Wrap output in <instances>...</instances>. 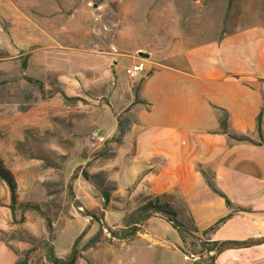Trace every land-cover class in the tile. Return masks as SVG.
Segmentation results:
<instances>
[{
    "label": "rangeland",
    "instance_id": "1",
    "mask_svg": "<svg viewBox=\"0 0 264 264\" xmlns=\"http://www.w3.org/2000/svg\"><path fill=\"white\" fill-rule=\"evenodd\" d=\"M254 25L264 0H0V240L17 264H51L49 247L75 264H213L171 196L119 188L117 123L155 64Z\"/></svg>",
    "mask_w": 264,
    "mask_h": 264
},
{
    "label": "crops",
    "instance_id": "2",
    "mask_svg": "<svg viewBox=\"0 0 264 264\" xmlns=\"http://www.w3.org/2000/svg\"><path fill=\"white\" fill-rule=\"evenodd\" d=\"M155 66L129 100L119 188L134 182L148 195L171 196L175 214L186 216L207 242L261 238L264 26L238 29ZM0 264H17L1 240ZM213 264H264V243L225 249Z\"/></svg>",
    "mask_w": 264,
    "mask_h": 264
},
{
    "label": "trees",
    "instance_id": "3",
    "mask_svg": "<svg viewBox=\"0 0 264 264\" xmlns=\"http://www.w3.org/2000/svg\"><path fill=\"white\" fill-rule=\"evenodd\" d=\"M136 96V94H135ZM220 126H221V130L224 133H227L226 131V122L225 119L221 120L220 122ZM257 127H258V132L260 133V116L257 118ZM126 127L120 126V124L118 123V131H119V137L122 136V134L124 133ZM235 139L238 140H244L245 138L242 137H233ZM120 141V140H119ZM264 142V140H263ZM5 179L6 177L3 176ZM227 204L229 205V203L227 202ZM141 209H149V210H153L156 213H162V214H166L168 220L172 221L173 225L175 224V229L177 230V232L180 234L181 230H180V225L172 220V218H174L175 214L174 212L171 210V208L167 205V204H152L149 203L146 206H143V208ZM225 220V218L219 220L217 223L214 224V226L212 228L209 229V231H212L214 228H216L221 222H223ZM134 227L136 226H140V223L137 222H132L131 223ZM137 230H133V232H131L130 235H126V236H118L115 233H112V237L113 238H117V239H124V238H128L131 237L135 234ZM215 248L214 249H205L208 253L209 252H214L213 256L211 257V259H214V255L220 253L221 251L225 250V249H231V248H245L251 245H255V244H260V243H264V236H262L261 238H258L256 240H249V241H243V242H237V241H225V242H211ZM77 260V255L76 252L74 250H71V252L69 253L68 257L66 260H62L60 258H57L56 256H54L53 253V249L51 247H49L47 249V261H49L51 264H74L75 261Z\"/></svg>",
    "mask_w": 264,
    "mask_h": 264
},
{
    "label": "built area",
    "instance_id": "4",
    "mask_svg": "<svg viewBox=\"0 0 264 264\" xmlns=\"http://www.w3.org/2000/svg\"><path fill=\"white\" fill-rule=\"evenodd\" d=\"M144 65L142 62H139L138 64L132 65L130 68L125 69L126 75L130 77L137 76L139 73H142L144 71ZM184 259H188L185 257ZM195 259V258H193Z\"/></svg>",
    "mask_w": 264,
    "mask_h": 264
},
{
    "label": "water",
    "instance_id": "5",
    "mask_svg": "<svg viewBox=\"0 0 264 264\" xmlns=\"http://www.w3.org/2000/svg\"><path fill=\"white\" fill-rule=\"evenodd\" d=\"M138 56L141 57V58H149L148 54H145V53H142V52H139ZM82 176H83L84 179H87V175L85 173H82ZM73 178H77V175H74Z\"/></svg>",
    "mask_w": 264,
    "mask_h": 264
}]
</instances>
